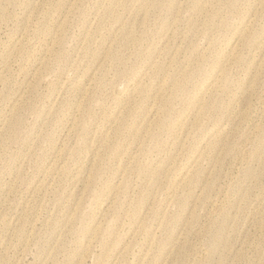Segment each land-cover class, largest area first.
I'll use <instances>...</instances> for the list:
<instances>
[{
    "label": "rangeland",
    "instance_id": "374dc122",
    "mask_svg": "<svg viewBox=\"0 0 264 264\" xmlns=\"http://www.w3.org/2000/svg\"><path fill=\"white\" fill-rule=\"evenodd\" d=\"M210 1L0 0V121L12 124L0 147V264H264V46L252 44L264 9L250 10L264 0ZM246 23L244 47L230 37ZM218 56L236 64L220 68ZM155 65L158 120L121 160L137 105L96 161L102 134L151 92Z\"/></svg>",
    "mask_w": 264,
    "mask_h": 264
},
{
    "label": "bare ground",
    "instance_id": "6f19581e",
    "mask_svg": "<svg viewBox=\"0 0 264 264\" xmlns=\"http://www.w3.org/2000/svg\"><path fill=\"white\" fill-rule=\"evenodd\" d=\"M213 1H216V0H212L210 2H213ZM217 2L218 3H224V4H226L227 0H217ZM207 4L208 3H203V4L195 5L196 6L195 10H198L200 12V14H202L205 11V9H207ZM146 9L147 8H145V10ZM263 9H264V3L263 2H261L259 6L257 5V3H255L254 5H252L250 7V10H254L255 14H260V12ZM169 12H171L172 14H175L176 13V15L178 14V12H176V10L174 11V9H170ZM239 13L241 14L242 12L239 11ZM245 15H246V12H244V13L241 14L242 17H245ZM116 16L118 17V15H116ZM196 18L198 20V19L207 18V17L199 16V17H196ZM193 20H194V18H192V20L190 22L191 26H195L196 25V20L195 21H193ZM244 20H245V18H244ZM190 24H189V26H190ZM169 25H171V24H165V26H169ZM249 27H250V23H246L245 24V29H238L237 31H235L232 34V36L230 37V40L233 37H236L238 35V33H240V37H241L240 46H244L245 47L247 45V31H248V28ZM90 38H91V40H94L95 39V36L92 35ZM252 44L255 46L254 47V50L259 49L260 47L264 46V35H261L259 37V39L253 40L252 41ZM85 49L88 52V48L85 47ZM234 50H235V48H234ZM223 52H225V51H223ZM233 53L234 52L232 51V53H230V54L232 55ZM235 55L236 54H234L233 56H235ZM94 57L96 59H98V57H96V55ZM116 57H117V55H115L114 53H112L110 51H107L105 53V58H107V59L116 58ZM226 57H228V56H226ZM226 57H223V56L222 57H220V56L217 57V59H216L217 60V64L219 63V67L220 68L223 67L224 69H227V66L228 65H231V67H232V64H236V59H234V61H233V58L231 57L229 60H226V59H228ZM150 58L147 59L145 62L143 61L144 64L148 63L150 61ZM262 66H263V63H257L255 65H253V68H252L251 73H247L249 75V78H250L249 83L251 84V88L252 89H253V84H254L253 83V79H255V80L257 79L258 74L262 70ZM153 68L155 70V73L154 74H151L148 77V79L152 81V84L150 86L151 92L150 93H147L146 92L145 94H144V92H142V95H140V96H138V95L137 96H134L131 104L128 105V111L123 116H121L120 118H118L114 122V126H113V129L111 130V132H109V133L108 132H104L102 134L101 141H99L97 144H95L96 147H97V149L94 151L96 153V156H95V160L96 161H98V159L99 160H102L103 159V153H104V151H105V149L107 147L108 139H110V136L111 135H114V129H115V131H117V128L120 125V124L119 125H117V124L119 122H121L122 119L125 116H127L128 114H130L131 110L133 108H136L137 105H139L141 107L142 114L139 115V116H137L135 118L137 120V122H136L135 125L130 126V127L127 128V129H131L134 132V134H133V139L131 140V145L128 146V148L126 150H124V152L122 153L121 160H123L126 156H131L132 145L136 143L137 139H139L138 136L141 135V132H138V131H141L142 129H148V127H149V129H151L154 126L153 123L156 120H158V112H159V110L161 109V107L163 105L164 98H165V93L166 92L164 91L163 87L153 88L154 81H156V79L159 77V75L157 77L155 76L156 70L158 69L157 65L153 66ZM148 74H150V73H148ZM216 77H218L217 80H216ZM211 80H212V87H215L217 84H219V82H220V75H219V72L218 71L211 77ZM179 81H180L179 79L176 80V82L178 83V89L181 88V86L179 84ZM240 90L242 92H246L247 90H249V88L248 87H240ZM203 93H204V90L202 89V94ZM234 95L236 96L237 93H235ZM196 105H198V104H193L190 107V114H198V115H200V114H202L204 112L205 107L204 106H201V105H198L197 106V108H196V111L197 112L194 111V108H195ZM148 108H149V110H148ZM230 108L231 107H228V108L223 109V111H222V114H223L222 115V118H224L225 120H228V121H232L233 124H234V128L233 129H235L239 125L237 124V121L233 119V116L235 115V113H234V111L230 112L229 111ZM11 115L13 116L14 119H18L19 116H20L19 109L18 108L17 109H14V110L12 109L11 110ZM150 117L151 118L154 117V119L153 120H150ZM113 118H114V116L111 118L110 123L113 122ZM11 127H12V124H11L10 121H8V120H2V121H0V147H3L4 146V143L3 142H5V140L3 138H5V136L7 135L6 131H9L8 128H11ZM260 129H262L261 138H264V124L260 126ZM256 137H258V134H257ZM263 142H264V140H263ZM255 148H258V145ZM31 149L32 148H29V149L25 150V152L23 153V155L20 158L30 159L31 156H32L31 155ZM91 150H92V147H91ZM254 153H258V149H256ZM255 158H257V156H255ZM255 158H253L254 162L255 161L256 162H259L260 161V157H258L257 159H255ZM8 171H9L10 174L13 173L10 170H8ZM19 172H20V169H19V171L17 173H19ZM42 174H44L45 178H47V170L46 169L44 171H42ZM258 174H259V172H256L254 169H252V167H250L246 171L244 177H246V176L249 177V179H251L252 182H253V180H255L257 178ZM247 177L245 179H248ZM15 180H16V177L12 180V182L15 181ZM12 185L13 186H17L16 183H13ZM41 186H44V184H42ZM243 196H244V194L241 195V197H243ZM25 208H28L27 207V203H26ZM23 214L24 213H21L20 214L19 224H20V226H23L24 227L25 224H27V218L25 216H23ZM17 230L18 231H21L22 229L18 228ZM219 231H217L216 234H218ZM29 234H30V232H27L26 238H29V236H28ZM55 239H58V237H55ZM7 245H8V243L6 245H4V246H7ZM44 260H45V258H44Z\"/></svg>",
    "mask_w": 264,
    "mask_h": 264
}]
</instances>
